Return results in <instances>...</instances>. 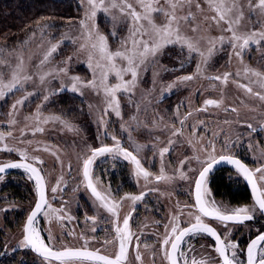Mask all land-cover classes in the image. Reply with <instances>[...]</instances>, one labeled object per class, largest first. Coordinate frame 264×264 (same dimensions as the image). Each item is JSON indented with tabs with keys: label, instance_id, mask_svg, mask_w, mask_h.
<instances>
[{
	"label": "rangeland",
	"instance_id": "obj_1",
	"mask_svg": "<svg viewBox=\"0 0 264 264\" xmlns=\"http://www.w3.org/2000/svg\"><path fill=\"white\" fill-rule=\"evenodd\" d=\"M72 1L79 6L81 15L70 19L61 32L48 31L47 33H42L44 31L42 29L29 35L27 39L16 44L13 48L7 49V51L4 50V47L0 48V57L7 60L9 64H14L16 56L22 53L29 74L34 76V82L26 84L23 92L9 94L5 99H0V132L5 133L7 142L10 143L8 146L18 150H27L29 157H39L43 160L44 163L38 165L42 166L45 172L48 183L49 203L53 205V208H62V213L65 211L71 213V194L74 196L73 189H80L82 184L79 172L82 159L78 158L90 155L89 147L96 148L101 146V144H113L111 136L116 135L121 139L125 147L129 150H134L133 146L127 142L129 133L123 131L121 125H125L131 130L132 139L136 144L145 146L139 152L138 158L141 159L142 165L146 170L154 175L159 174L161 167L160 149L166 146L169 147L170 151L164 156L163 160L166 173L173 175L180 168V162L185 160L186 157L198 154L202 159L204 158L205 154L199 152V149L201 145H207L209 140L212 141L215 138L217 130H219L221 136L238 119H246V121L250 120L254 123H262L261 121H264V101H260L257 97L246 93L238 87L240 83L249 84L250 79H255L254 77H244L243 69L245 66L257 71H264V46H250L245 49L241 54V60L235 55L230 44L225 43L211 57L205 68V75L214 76L231 73L232 75L229 77L227 85L221 84L220 81H209L202 76H197L191 81H180L179 77L195 73L198 57L186 60V49L182 55L179 46H168L162 53L157 55L154 63H148L146 69L141 70L137 85L132 93L118 94L121 116L117 117L114 112L109 110V114L103 116L106 124L101 125L99 121L106 107L102 95H97L89 87H82L78 92L61 90L62 86L65 89L71 88V77H79L84 82L92 79V72L87 67L88 49L81 50L80 48V45L84 42V38L81 36L80 22L85 18V11L88 7L87 0ZM131 2L134 3V0H131ZM197 3H200L201 10H197ZM240 3L244 5V17L239 26L240 31L264 30V18L251 13L247 7L246 0H240ZM161 4H164V0H161ZM165 7L167 6L165 5ZM189 11L193 13V17H190L187 22L180 21V28L186 36L203 38L200 39V48L202 50L208 46V37L231 35L230 33L222 32L221 28H218L212 20L205 19V17L213 16L214 13L208 9L204 0H192L191 5L185 4L182 8H178L176 14L177 16H186ZM156 16L158 17L156 23H163L164 17L160 14H156ZM97 21L99 31L108 36L110 48L112 50L119 48V41L128 35L127 24L119 21L113 24L111 16L104 13H98ZM223 27L227 26L223 25ZM193 28H196L197 31L193 32ZM113 31L117 33L115 37L108 35ZM53 45L57 46V51L52 54L49 62L43 66V71L66 68L67 74L60 73L56 76H50L44 85L37 86L38 76L36 74L40 70L36 66L40 64L43 56ZM217 47H220L219 44ZM193 55L195 56V54ZM182 61L184 62L183 66H181ZM0 68L7 70L5 65H0ZM238 72L240 73L239 76L236 75ZM125 79H130V76H126ZM114 81L115 77H110V82ZM169 85L173 86L169 88ZM251 86L254 91H261L254 84ZM221 90L224 94V102L220 108L209 106L207 111H197L204 108L206 99H221ZM30 91L36 94L30 96L22 107L18 106L14 116H10L9 114L13 112L12 105ZM44 95L49 97L47 101L43 100ZM38 106H41L40 111L43 116H59L60 121L40 124L39 126L43 131L36 132L33 135L35 124L33 121H26L25 117L34 114ZM232 107L238 109L236 115L230 110L226 111V109ZM189 112L192 114L188 115ZM133 116L136 117L135 121L132 120ZM186 116L187 119L185 120L182 133L172 136V131L181 127L179 120ZM13 118L17 123L10 125L9 120ZM225 121H228V123H225ZM193 127L198 130L196 137L200 138L199 143L196 142V137L192 136L191 130ZM21 129L24 130L26 142L30 140L31 144L16 140L13 133L17 131L21 133ZM11 130H13L12 136L7 137V132ZM105 132H107V135H105ZM170 139L173 141L172 144H169ZM225 142H228V140ZM255 147H257V149H254L256 151L255 160L257 161L255 163L264 161V158H261V154L264 153V142L261 148L256 145ZM2 148L3 146L0 144V149ZM45 148L48 150L45 151ZM9 156L14 157L18 156V154L14 152L9 155L6 151H0V159ZM102 159L103 157L98 158L95 164ZM189 165L193 168L198 167L195 160L189 159L182 170H186ZM71 171H75V174H71ZM74 175L76 177L75 185L72 186ZM188 175L191 177L194 173L189 172ZM26 176L29 178L28 173ZM130 177L131 179L133 178L138 188V194L145 192L160 200L155 202L165 208L169 220L171 216L179 214L180 209H183L186 218L184 221H194L187 215L188 211L194 210L183 208L185 204H193L192 196L187 193V199L183 197L179 204L175 200L176 196L174 197L180 187L185 188L186 192H190L191 179L184 181L177 178L171 183H167L164 181L156 182L154 176H150L149 180L151 182L145 184L142 177L139 180L134 177L132 169ZM99 179L100 177L96 180L99 182ZM58 181L57 192L52 193L51 189L57 187ZM33 183L34 181L29 179V191L34 194L31 188ZM33 187L35 188L34 184ZM151 189H159V191H151ZM64 198L69 201L65 206L62 205ZM216 200L218 204L226 205L229 208L232 207L228 204V199L217 198ZM142 203L139 201L135 205H141ZM30 206L31 199L29 200V208ZM130 206H132V203L127 200L125 209ZM63 224V221L53 218L51 222L46 220L45 224L41 222L38 227L43 229L42 235L45 233L49 234L50 231L51 235L56 238L55 245L61 246L71 242V239H69L71 228L66 227V225L64 228ZM163 224H160L162 228L160 233L151 234L149 237L160 235L157 240L161 241V238L165 235L163 233L165 231ZM155 226L160 227L158 225ZM151 229L154 228L147 226L143 229V233L146 232L145 234H148ZM155 229L156 231L159 230L158 228ZM11 232L13 234V229ZM19 236H21L20 227L17 235H12V241L10 242L12 249H19V255H11L12 252L9 251L7 257L0 264H40L36 257L28 254L18 246L21 240ZM152 239H148L147 235L142 243L146 247L159 248L161 244L155 243L157 240ZM187 244H190V242ZM208 244L204 243V248H198L195 256L197 260L208 259L211 261L217 258L213 248H210ZM155 252V250H152L153 254H151L148 249H145L143 254H141V261H135V259L133 261L135 264H167V261L160 254H155Z\"/></svg>",
	"mask_w": 264,
	"mask_h": 264
},
{
	"label": "snow or ice",
	"instance_id": "obj_2",
	"mask_svg": "<svg viewBox=\"0 0 264 264\" xmlns=\"http://www.w3.org/2000/svg\"><path fill=\"white\" fill-rule=\"evenodd\" d=\"M204 2L207 4L208 9L214 13L213 16L205 17V19L212 20L218 28H221L222 32H227L231 35L208 37V46L202 50L200 48V39L203 38L186 36L180 28V21L187 22L190 17H193V13L189 11L186 16H177L176 14L178 8H182L185 4L191 5L192 0H164L163 5L161 0H134V3L131 0H87L88 7L85 11V18L80 22L81 36L84 38L80 48L81 50L88 49L87 67L92 72V79L84 82L79 77H71V88L65 89L62 86L61 90L78 92L82 87H89L97 95H102L106 107L99 123L105 125L106 121L103 116L108 115L109 110L114 112L117 117L121 116L118 94L132 93L137 85L141 70L146 69L148 63H154L157 55L162 53L166 47L172 45L179 46L182 55L186 49V60L198 57L195 73L179 77L180 81H191L197 76H202L209 81H220L221 84L227 85L229 77L232 75L231 73L214 76L205 75V68L211 57L225 43H228L235 55L242 60L241 54L245 49L250 46H264V43H262L264 42V30L240 31L239 26L244 17V5L240 3V0H204ZM246 4L251 13L264 18V0H246ZM196 8L201 10L200 3L196 4ZM98 13L111 16L113 24H116L117 21L127 24L128 35L119 41L120 47L116 50L110 48L108 36L101 33L98 29ZM156 14L164 17L163 23H156L158 18ZM223 25L227 27H223ZM192 31L196 32L197 29L193 28ZM108 35L115 37L117 33L113 31ZM218 44L220 47H217ZM56 51L57 46L53 45L43 56L40 64L36 66L40 70L36 74L38 76L37 86L44 85L50 76H56L60 73L67 74L66 68L43 71V66L49 62L50 57ZM183 63L182 61L181 66H183ZM0 65L7 66V70L0 68V99H5L9 94L23 92L26 84L34 82V76L29 74L22 53L16 56L14 64H9L7 60L0 57ZM236 75L239 76L240 73L238 72ZM243 75L245 78L254 77L255 79H250L249 84L240 83L238 87L246 93L257 97L260 101H264V71H257L245 66ZM126 76H130V79L126 80ZM110 77H115V81L110 82ZM253 84L261 91H254L251 86ZM172 86L169 85L168 87L171 88ZM35 94V92L31 91L24 94L22 99L17 100L12 105L13 112L9 115L14 116L18 106L22 107L25 101ZM48 98L47 95L43 96L44 101H47ZM223 102L224 94L221 90V99H206L204 108L197 111H207L209 106L220 108ZM40 107H37L34 114L25 117L26 121H33L35 124L33 135L36 132L43 131L39 126L40 124L60 121L59 116H43ZM227 110L233 113L238 111L236 107ZM191 114V112L188 113V115ZM186 119L187 116L179 120L181 127L174 129L171 133L172 136L182 133ZM132 120L135 121L136 117L133 116ZM16 123L17 121L14 118L9 120L10 125ZM225 123H228V121H225ZM247 127L252 129L251 124H248ZM121 128L129 133L127 142L133 146L134 150H129L122 144L120 138L112 135V145L101 144V146L96 148L89 147L91 154L78 158L82 159V176L85 187L90 190L99 207L104 208L111 217L110 220L104 221L113 225L115 233L112 240L105 241V244L111 243L114 245V251L111 254H105L99 248H90L88 240L83 236L81 239H84V244L81 247L65 245L57 248L54 243L56 238L49 231L46 243L42 235L43 229L38 227L39 218L43 217L47 222H51L53 218L61 220L63 217L59 213H62L63 209L53 208L46 198L45 179L42 175V169L35 166L37 164L42 165L44 162L39 157H32L31 160L34 163H30L27 150H18L4 144L0 151L17 153L19 161H9L0 165V173H5L7 169H23L24 172L29 174V179L34 180L35 183L37 199L22 229V239L18 245L20 248L35 252L42 258L41 264H128L129 249L132 247L138 248L139 245L138 243L133 245L134 233L131 231L130 226L131 212L123 218L121 226L119 209L124 199L131 201L135 205L137 202L142 201L147 193L142 192L139 195L125 194L118 201L111 193L110 187L107 192L98 191L93 183L92 167L98 158L110 156L113 160L123 159L125 162L130 163L133 166L134 177L137 180L142 177L145 184L151 182L149 180L150 176H154L156 182L171 183L177 178L184 181L192 180L189 195L194 198V203L186 204L184 208L194 210L187 212L188 217L194 219V222L186 221L187 226L181 227L180 215H173L170 217L169 223L164 225L165 235L160 241V251L163 252L167 264H180L181 261H183V264H264V230H257V235L250 238L243 249L240 248L238 242L230 239V225H242L247 221H252L255 219L257 212L264 217V164H257L253 170L232 154L228 143L222 145L221 152L217 154L215 143L209 140L207 145H201L199 149V152L205 154L203 159L198 154L186 157L185 160L180 162V168L173 175H169L165 171L163 158L169 153L170 149L167 146L163 147L159 151L161 159L160 171L158 175H154L146 170L142 165L141 159L138 158L139 152L145 146L136 144L128 127L121 125ZM191 131L192 136L196 137L198 130L193 127ZM23 134L24 130L21 129V135L23 136ZM6 135L11 137L12 131H8ZM105 135H107V132H105ZM5 138V133L0 132V142H3ZM199 140L200 138L196 137L197 143H199ZM26 143L31 144V141L29 140ZM172 143L173 141L170 139L169 144ZM44 150L47 151L48 149L45 148ZM261 158H264V153L261 154ZM189 159L195 160L198 167L193 168L189 165L186 170H182ZM221 164L231 166L238 177H242L250 186L251 197L254 201L251 207L238 206L229 208L216 202L208 186V179ZM189 172L194 173V175L190 177L188 175ZM58 186L59 181L57 187H53L51 192L56 193ZM151 191H159V189H151ZM180 214H184L183 209H180ZM89 219L95 222L96 218L90 217ZM209 221H215L226 231L224 233L218 232ZM95 230L93 228V231ZM71 234L69 233V235ZM201 235L212 238L214 241L212 247L217 254V258L211 261L208 259L197 260L195 257L190 258L188 256V252L192 251L191 247L187 251L182 248V244L187 243L186 238ZM138 240L139 237H137ZM241 252L243 257L240 255ZM134 259L135 261H141V255L138 251Z\"/></svg>",
	"mask_w": 264,
	"mask_h": 264
},
{
	"label": "flooded vegetation",
	"instance_id": "obj_3",
	"mask_svg": "<svg viewBox=\"0 0 264 264\" xmlns=\"http://www.w3.org/2000/svg\"><path fill=\"white\" fill-rule=\"evenodd\" d=\"M233 114L236 115L237 112ZM261 122L262 123H254L250 120L246 121V119H238L237 122L231 124L229 126V129L225 131L221 136L219 130H217L215 133V138L212 140V142L215 143L216 152L219 154L221 152L222 145L228 143L231 148L232 154L245 162L253 170L257 164H264V161L255 163L257 161L255 160L256 151L254 150L255 148L257 149L255 145L261 148L264 142V139H262L264 138V121ZM248 124L252 125V129H249L247 127ZM11 131L13 133V130ZM13 134L14 137H16V140L20 142H26V137L24 136V134L22 136L18 131ZM246 136L247 139L250 137L248 141L246 139ZM226 140H228V142H225ZM0 144L4 146V144L8 145L10 143L7 142V139L5 138V140L3 142H0ZM8 154L11 155V153ZM31 158L32 157H30L29 162L34 163ZM9 161L18 162L19 156H9L7 158L0 159V165H3L4 163ZM35 166L42 169V175L45 179L46 198L49 202L48 183L45 172L43 171L42 166H39L38 164ZM80 168L81 169L79 170V172L82 179V184L80 189H73L74 196L71 194V213L69 211H65L64 213L59 214L63 217V219L60 220L64 222L62 226L65 228L66 225V227L71 228L72 234L69 237V239H71V242L66 244V246L77 248L81 247L84 244V239H81V237L83 236L88 240V245L90 248H99L103 253L111 254L114 251V245L111 243L105 244V241L112 240L115 236V233L113 231V225L111 223L104 222L105 220H110L111 217L104 208L99 207L98 202L91 195L90 190L85 187L82 176V165L80 166ZM131 169L133 170V166L130 163L125 162L123 159L113 160L110 156L103 157L101 161L97 162L92 167L93 183L97 187V190L101 192H107L110 187L111 193L116 197L118 201L120 197H123L125 194L139 195L137 193L138 188L135 185L133 178L131 179L130 177ZM71 174H75V171H71ZM26 175L27 173L24 172L23 169H11L3 174H0V263L7 257L9 251L12 252L11 255H19V249H12L10 246V242L12 241L11 237L12 235H17V231H19L20 227L21 236L19 237L20 239H22V229L26 223V218L29 215L30 211L33 209L35 201L37 199L35 188L33 187V184L35 185V183L31 185V188L34 191L33 194L29 191V178ZM219 175H222L223 178L229 181V184H232L234 186L233 192L241 191L246 195L245 200L233 201L227 198L229 200L228 204L230 205V207L232 206L231 208L238 206L251 207L254 204V201L251 197L250 186L242 177H238L233 168L226 166H218L208 179V186L210 187L215 200L217 198H221L222 200L226 199L223 198V196H219V194H217L215 190V181ZM99 177L100 184L96 180ZM75 178L76 177L74 175L73 184L71 183L72 186L75 185ZM187 193L189 194V192H186L185 188L180 187L174 195V197L176 196V202L179 204V201L182 200L183 197H186L187 199ZM30 199L31 206L29 208ZM156 200L160 201L159 199L152 197V195L150 196L149 194H146L144 196V199L141 201L143 202L141 205L132 204V206L126 209L125 204L127 202V199H124L122 201V206L119 209L121 226L123 218L131 212L132 219L130 220V226L131 231L134 233L133 245H136L137 243L139 245L138 248L132 247L129 249L128 264H135L133 260L136 252L138 251L141 255L143 254V250L145 249H148L151 254H153L152 250H155V254H160L161 257L164 258L163 252L158 251L160 250L161 245L159 248H155L153 246L146 247L142 243L147 235L148 239L153 238L152 240H157V237H160V235L156 237L149 236L151 234L160 233L162 229L160 226L161 223H164L162 226L169 223L165 208L157 204L155 202ZM192 200L194 203L193 197ZM68 203L69 201L64 198L62 205L65 206ZM55 206H57V204H55ZM133 208L135 209L134 211ZM177 215H180L181 227L187 226L184 221L186 219L185 212L184 214L179 213ZM90 217H95V222L89 219ZM39 220L40 223L43 222L45 224V219L43 217H40ZM209 223L212 224V226H214L220 233H224L226 231L215 221H209ZM155 225H158L160 227H157ZM147 226L154 229H151L148 234H145L146 232L143 233V229ZM93 228H95L96 230L93 231ZM155 228H158L159 230L156 231ZM230 228V239L238 242L240 248L243 249L246 247L250 238L257 235V230H264V217L260 216V214L257 212L254 220L247 221L242 225H230ZM12 229L13 234L11 232ZM163 233L165 234V231ZM43 236L47 243L48 234L45 233ZM137 237H139L138 241ZM186 240L187 243L190 242V244H182V248L187 251V249L191 247L192 251L188 252V256L190 258L196 256L199 247L201 249L204 248V243H209L208 245L210 248H213L212 246L214 245V241L212 240V238L204 235L197 237H188L186 238ZM155 243H160V240L155 241ZM62 246L65 245H55V247L57 248H60ZM22 249L28 254L36 257V259L39 260L38 262H40L41 264V257H39L29 249ZM240 255L241 257H243L242 252L240 253ZM180 264H183V261H181Z\"/></svg>",
	"mask_w": 264,
	"mask_h": 264
},
{
	"label": "trees",
	"instance_id": "obj_4",
	"mask_svg": "<svg viewBox=\"0 0 264 264\" xmlns=\"http://www.w3.org/2000/svg\"><path fill=\"white\" fill-rule=\"evenodd\" d=\"M80 15L72 0H0V48L7 51L42 29V33L61 32L70 19ZM233 189L228 180L218 176L215 190L219 196L233 201L246 199L244 192Z\"/></svg>",
	"mask_w": 264,
	"mask_h": 264
},
{
	"label": "water",
	"instance_id": "obj_5",
	"mask_svg": "<svg viewBox=\"0 0 264 264\" xmlns=\"http://www.w3.org/2000/svg\"><path fill=\"white\" fill-rule=\"evenodd\" d=\"M220 166L231 167V166H227V165H224V164H221ZM231 168H232V167H231ZM9 170H11V169H7L6 172L9 171ZM0 174H3V173H0ZM34 253H35V252H34ZM35 254H36V253H35Z\"/></svg>",
	"mask_w": 264,
	"mask_h": 264
}]
</instances>
